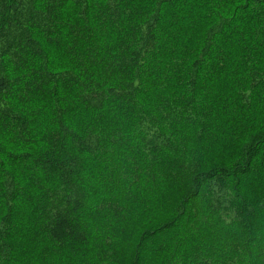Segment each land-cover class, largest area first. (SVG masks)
Segmentation results:
<instances>
[{
    "label": "trees",
    "instance_id": "obj_1",
    "mask_svg": "<svg viewBox=\"0 0 264 264\" xmlns=\"http://www.w3.org/2000/svg\"><path fill=\"white\" fill-rule=\"evenodd\" d=\"M0 264H264V0H0Z\"/></svg>",
    "mask_w": 264,
    "mask_h": 264
}]
</instances>
